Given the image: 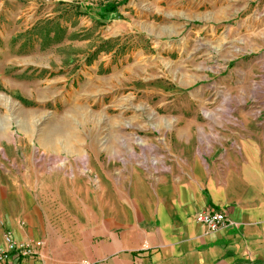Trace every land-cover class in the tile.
<instances>
[{"label":"rangeland","instance_id":"374dc122","mask_svg":"<svg viewBox=\"0 0 264 264\" xmlns=\"http://www.w3.org/2000/svg\"><path fill=\"white\" fill-rule=\"evenodd\" d=\"M263 108L264 0H0V200L21 189L66 232L186 176ZM74 111L72 147L43 146Z\"/></svg>","mask_w":264,"mask_h":264},{"label":"crops","instance_id":"0c3cea01","mask_svg":"<svg viewBox=\"0 0 264 264\" xmlns=\"http://www.w3.org/2000/svg\"><path fill=\"white\" fill-rule=\"evenodd\" d=\"M216 149L215 157L194 155L186 176L145 188L135 202L72 232L28 204L23 190L6 192L0 248L8 249L9 232L33 241L38 254L7 252L0 264H264V108L239 110L232 139ZM209 210L225 211L237 225L209 232L196 220Z\"/></svg>","mask_w":264,"mask_h":264},{"label":"bare ground","instance_id":"6f19581e","mask_svg":"<svg viewBox=\"0 0 264 264\" xmlns=\"http://www.w3.org/2000/svg\"><path fill=\"white\" fill-rule=\"evenodd\" d=\"M100 85V81L90 79L86 85L82 88L87 87L86 89H96ZM30 113H25V116L28 117ZM85 115L83 112H75L74 115L69 116L67 113H63L57 122L52 123L47 130L41 136V143L43 146L56 147V148H71L72 142L75 138L73 127L76 123H83ZM91 121L92 116H86ZM86 121V120H84ZM55 149V148H54Z\"/></svg>","mask_w":264,"mask_h":264},{"label":"built area","instance_id":"2783aa9c","mask_svg":"<svg viewBox=\"0 0 264 264\" xmlns=\"http://www.w3.org/2000/svg\"><path fill=\"white\" fill-rule=\"evenodd\" d=\"M196 220L206 226L209 232L218 230L221 226L228 222L237 225V223L230 220L227 213L223 210L200 211L196 214ZM6 242L8 244V249L5 250L0 248V258L2 260L6 258L7 252L15 253L18 256H35L38 254V251L34 246V242L31 240L15 241L12 238L11 233L8 232L6 235Z\"/></svg>","mask_w":264,"mask_h":264},{"label":"trees","instance_id":"16d2710c","mask_svg":"<svg viewBox=\"0 0 264 264\" xmlns=\"http://www.w3.org/2000/svg\"><path fill=\"white\" fill-rule=\"evenodd\" d=\"M64 3V2H62ZM119 6V3H114L110 1H104L99 3L101 9V14L106 15L110 12H115Z\"/></svg>","mask_w":264,"mask_h":264}]
</instances>
